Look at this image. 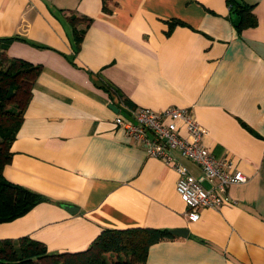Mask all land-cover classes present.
I'll return each mask as SVG.
<instances>
[{
    "label": "crops",
    "instance_id": "0c3cea01",
    "mask_svg": "<svg viewBox=\"0 0 264 264\" xmlns=\"http://www.w3.org/2000/svg\"><path fill=\"white\" fill-rule=\"evenodd\" d=\"M106 1L112 13L104 0H0V38H20L7 55L42 66L4 176L46 197L0 224V240L29 237L50 253H74L104 229L185 228L186 238L153 244L145 264H264V0H238L258 18L241 35L227 0ZM72 14L92 19L75 58ZM178 20L185 26L168 33ZM104 81L132 110L190 109L203 144L247 181L190 222L178 174L126 135L118 118L134 116Z\"/></svg>",
    "mask_w": 264,
    "mask_h": 264
},
{
    "label": "trees",
    "instance_id": "16d2710c",
    "mask_svg": "<svg viewBox=\"0 0 264 264\" xmlns=\"http://www.w3.org/2000/svg\"><path fill=\"white\" fill-rule=\"evenodd\" d=\"M227 5L232 18L235 16L238 19H233L238 35L258 25L254 5L238 0H227ZM103 10L112 13L106 0ZM68 19L73 28L75 58L92 19L73 14ZM177 25L185 26L179 20L172 21L168 33ZM18 39L17 36L0 38V224L12 222L46 202L43 195L14 184L4 176L5 168L12 161V144L22 125L34 83L42 72L41 65L7 55L11 42ZM103 85L121 104L136 109L120 89L108 81H104ZM174 238L169 229H104L86 250L74 253H50L42 242L29 237L1 239L0 264H145L153 244Z\"/></svg>",
    "mask_w": 264,
    "mask_h": 264
},
{
    "label": "built area",
    "instance_id": "2783aa9c",
    "mask_svg": "<svg viewBox=\"0 0 264 264\" xmlns=\"http://www.w3.org/2000/svg\"><path fill=\"white\" fill-rule=\"evenodd\" d=\"M121 107L134 116V121L118 118V124L131 141L149 157L160 159L178 174L177 192L186 203L185 215L190 222L200 219L202 208L223 206L230 187L247 181L234 161L216 158L203 144L206 130L190 109L173 107L158 112L150 108L132 110L123 104ZM178 154L201 169L199 178L179 161ZM204 181L213 182V186L205 187Z\"/></svg>",
    "mask_w": 264,
    "mask_h": 264
},
{
    "label": "water",
    "instance_id": "95a60500",
    "mask_svg": "<svg viewBox=\"0 0 264 264\" xmlns=\"http://www.w3.org/2000/svg\"><path fill=\"white\" fill-rule=\"evenodd\" d=\"M110 107L115 111V112H119V108L116 107L114 104H111ZM65 209L67 211H69L72 214H75L78 212V209L73 207V206H65ZM170 234L174 235V236H178V237H183L186 238L189 234L188 229L182 228V229H172L169 231Z\"/></svg>",
    "mask_w": 264,
    "mask_h": 264
}]
</instances>
